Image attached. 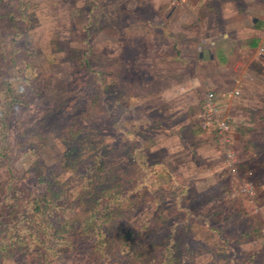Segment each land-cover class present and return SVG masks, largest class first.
I'll use <instances>...</instances> for the list:
<instances>
[{"label":"rangeland","instance_id":"1","mask_svg":"<svg viewBox=\"0 0 264 264\" xmlns=\"http://www.w3.org/2000/svg\"><path fill=\"white\" fill-rule=\"evenodd\" d=\"M121 1L119 9V0H0V204L14 187L45 191L39 173L50 170L62 181L68 216L73 204L85 211L95 183L84 172L95 162L103 180L138 170L155 197L132 208L124 201L108 235L134 228L140 248L113 246L110 259L120 261L110 264H143L154 250L145 249L168 234L160 223L152 235L144 230L160 215L201 248L190 264H264V63L214 69L185 61L165 27L144 31L133 0ZM109 25L118 32L109 34ZM215 75L223 88L212 87ZM210 90L215 117L229 127L227 144L208 120ZM77 243L81 252L59 264H84L77 258L88 242ZM28 260L14 259L38 264Z\"/></svg>","mask_w":264,"mask_h":264},{"label":"trees","instance_id":"2","mask_svg":"<svg viewBox=\"0 0 264 264\" xmlns=\"http://www.w3.org/2000/svg\"><path fill=\"white\" fill-rule=\"evenodd\" d=\"M105 29L109 34L118 32L112 26ZM95 164L96 170L84 172L88 176V185L95 183L87 194L88 205L85 211L73 204L69 208L70 214L66 215L63 209H68V206L62 200L66 197L62 181L50 170L39 173V180L46 185L45 191L34 193L14 187L13 194L6 195L5 201L0 204V264H17L14 259L20 258H28L38 264H59L68 253L81 252L77 243L80 239L88 242L85 245L86 251H83L84 255L77 258L84 264H110L112 261H120L110 258L116 254L113 246L121 243H124L128 252L140 248L141 243L135 240L140 231L133 228L126 232L122 229L115 232L114 237L110 233L108 235V232L112 222H117L126 213L124 209L128 205L124 201H132V208L136 199L142 203L148 198L154 199V192L150 190V186L140 185L138 170H124L122 179L114 173L103 180L104 170H101L100 163ZM79 171L82 173L83 170ZM136 186H139L137 192L134 191ZM10 188L13 190V187ZM183 195L185 198L186 194ZM171 222L167 215H160L156 220L155 217L147 220L148 226L144 229L147 235L156 232L155 223L164 226L168 234L158 245L145 249L153 247L154 250L148 251L151 256H145L141 260L143 264H190L195 259L201 248L188 245L187 241L185 244L179 238L180 235L175 236L174 230L170 229ZM176 222L178 225V221ZM263 227L262 220L258 229L264 236ZM185 232L187 233V229ZM131 254L126 253L122 257L129 258ZM127 263L135 264V261L128 260Z\"/></svg>","mask_w":264,"mask_h":264},{"label":"crops","instance_id":"3","mask_svg":"<svg viewBox=\"0 0 264 264\" xmlns=\"http://www.w3.org/2000/svg\"><path fill=\"white\" fill-rule=\"evenodd\" d=\"M123 2L119 0L116 7L120 9ZM133 3L134 13L138 14L136 24L157 35L165 27L176 52L173 54L179 53L185 61L214 63V69L218 64L240 61L264 63V0H133ZM126 5L129 8L127 1ZM149 8L155 11L154 15H146ZM217 75L210 79L211 85L223 88Z\"/></svg>","mask_w":264,"mask_h":264},{"label":"built area","instance_id":"4","mask_svg":"<svg viewBox=\"0 0 264 264\" xmlns=\"http://www.w3.org/2000/svg\"><path fill=\"white\" fill-rule=\"evenodd\" d=\"M202 43L198 45V49L202 50ZM204 105L205 108L208 112V115L211 116L208 118V120L211 122V124H214L215 122H218V119L215 117L216 112H217V99H216V94L214 91H208L205 95L204 98ZM204 119V118H203ZM204 128H207V125H203ZM218 131L220 134V142H222L223 144H227V142L230 139V132H229V127L227 125H225L224 123L218 122ZM232 171H235V167L232 168ZM248 187L251 186H244V190L247 191ZM252 189V188H251ZM249 192V191H247ZM251 193V192H250ZM254 193V192H253ZM264 230V228H263Z\"/></svg>","mask_w":264,"mask_h":264},{"label":"clouds","instance_id":"5","mask_svg":"<svg viewBox=\"0 0 264 264\" xmlns=\"http://www.w3.org/2000/svg\"><path fill=\"white\" fill-rule=\"evenodd\" d=\"M201 51V50H200ZM199 52V51H198Z\"/></svg>","mask_w":264,"mask_h":264}]
</instances>
